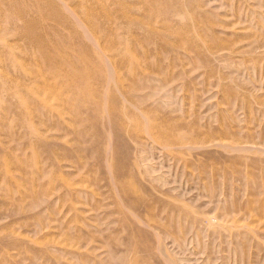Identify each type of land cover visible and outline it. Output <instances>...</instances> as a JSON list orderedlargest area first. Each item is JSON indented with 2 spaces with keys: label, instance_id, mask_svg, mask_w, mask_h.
<instances>
[{
  "label": "rangeland",
  "instance_id": "1",
  "mask_svg": "<svg viewBox=\"0 0 264 264\" xmlns=\"http://www.w3.org/2000/svg\"><path fill=\"white\" fill-rule=\"evenodd\" d=\"M13 1L0 264H264V0Z\"/></svg>",
  "mask_w": 264,
  "mask_h": 264
},
{
  "label": "bare ground",
  "instance_id": "2",
  "mask_svg": "<svg viewBox=\"0 0 264 264\" xmlns=\"http://www.w3.org/2000/svg\"><path fill=\"white\" fill-rule=\"evenodd\" d=\"M14 2V1H13ZM11 3V5L14 7V9L16 8V9H20L21 10V13L22 14H24V11H26V9H28L29 8V10L31 9V8H38V11H40L41 13H44V12H46L45 13V15L48 17V18H55L56 20H58L59 22H62V23H64V24H67V25H70L71 27L73 26V19L65 12L66 11V9H65V11L62 9V6H60L55 0H15V2L14 3ZM96 2V1H95ZM101 3V2H100ZM90 9H92V8H90ZM61 11V13H58V11ZM98 10V9H97ZM103 11V10H102ZM20 12V11H19ZM88 13V12H87ZM105 14V13H104ZM108 17V16H107ZM74 20H76L75 18H74ZM77 21V20H76ZM28 22H29V24L27 25V27L31 30V29H34V28H39L41 31L38 33L37 32V34H35V33H33V32H31L32 34L30 35V39L31 40H36L37 39V43H39L40 41H41V39H42V34L44 33V31H46V30H44L43 28H45L44 27V25H43V22H41V20L39 19V17H38V14H37V16H35L34 18H32V19H30V18H28ZM80 22V21H79ZM92 23V22H91ZM91 23H90V25H91ZM93 25V24H92ZM81 26H83V24L81 25ZM80 27V26H79ZM94 26H92V28H93ZM95 30V29H94ZM74 31V30H73ZM77 33V34H76ZM58 35V34H57ZM84 35V37H85V39H87L88 38V40L89 41H91V43H93L94 44V46H96V44L94 43V41H93V39L92 38H90L89 36H88V34L86 33V32H79V31H76L74 34H73V38H77V39H79V38H82L81 36H83ZM114 41V40H113ZM90 43V44H91ZM112 44H113V42H112ZM93 46V45H92ZM92 46H90V49H89V51L92 53V54H95V52H94V49L95 48H93ZM73 47L74 48H76V45L75 44H73ZM86 53V52H85ZM87 54H85V56H86ZM81 59H83V60H86V58L85 57H83V58H81ZM50 70V69H49ZM86 73V72H85ZM85 73H78V74H80V75H84ZM43 74V73H42ZM86 75V74H85ZM109 75V77H108V79H109V81H110V83H111V80H113V76H112V74L110 73V74H108ZM113 77V78H112ZM88 78V77H87ZM46 82H47V80H46ZM109 83V84H110ZM58 84V83H57ZM108 84V83H107ZM58 86V85H57ZM38 87H40V85L38 86ZM107 87V86H106ZM107 89H108V87H107ZM105 93V92H104ZM105 96V95H104ZM61 98V97H60ZM70 103V102H69ZM69 105V104H68ZM106 105V104H105ZM104 106V105H103ZM111 109V107L109 108V110ZM106 110V109H105ZM106 112V114H107V111H105ZM33 113V112H32ZM108 116V115H107ZM117 118V114H114V120H117L116 119ZM110 129V128H109ZM111 175V174H110ZM111 179V178H110ZM112 182V181H111Z\"/></svg>",
  "mask_w": 264,
  "mask_h": 264
}]
</instances>
